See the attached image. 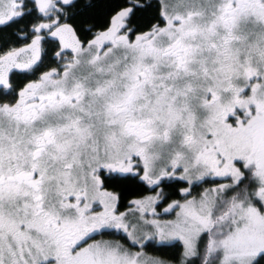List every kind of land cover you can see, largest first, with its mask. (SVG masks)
Wrapping results in <instances>:
<instances>
[{"label": "snow or ice", "instance_id": "obj_1", "mask_svg": "<svg viewBox=\"0 0 264 264\" xmlns=\"http://www.w3.org/2000/svg\"><path fill=\"white\" fill-rule=\"evenodd\" d=\"M77 7L0 0V264H264V0Z\"/></svg>", "mask_w": 264, "mask_h": 264}, {"label": "trees", "instance_id": "obj_2", "mask_svg": "<svg viewBox=\"0 0 264 264\" xmlns=\"http://www.w3.org/2000/svg\"><path fill=\"white\" fill-rule=\"evenodd\" d=\"M86 4H90L91 7L86 8ZM122 4L123 0H78V7L72 9V12L75 13V19H71L68 22L73 24L74 27H77L78 36H80L82 40L89 39L90 34L85 35L83 31L80 30L81 21L87 19L90 23L97 24L98 26L102 27L109 13H113L114 11L118 10L117 6ZM153 4H155V0H153ZM137 15L142 16L144 20H147L150 16L154 15V8L149 9L147 12L142 14L137 13ZM31 20H33V18H28L25 20V24L29 23ZM11 31H14V29H9V32ZM22 44L23 41H16L14 46H21ZM44 47L49 57V59L45 62L47 64L52 60V56L56 50V45L50 42L45 44ZM208 186L209 185H204V187ZM116 190L121 193V209L126 208L128 206V201L135 198L140 191L139 189H133L129 186H122ZM198 190L200 189H197V191ZM147 251L150 255L157 256L165 260H171L179 253V249L161 247L159 245L148 248Z\"/></svg>", "mask_w": 264, "mask_h": 264}, {"label": "rangeland", "instance_id": "obj_3", "mask_svg": "<svg viewBox=\"0 0 264 264\" xmlns=\"http://www.w3.org/2000/svg\"><path fill=\"white\" fill-rule=\"evenodd\" d=\"M126 208L121 209V211H124ZM150 255V254H149Z\"/></svg>", "mask_w": 264, "mask_h": 264}, {"label": "flooded vegetation", "instance_id": "obj_4", "mask_svg": "<svg viewBox=\"0 0 264 264\" xmlns=\"http://www.w3.org/2000/svg\"><path fill=\"white\" fill-rule=\"evenodd\" d=\"M22 46V45H21ZM52 58H53V56H52Z\"/></svg>", "mask_w": 264, "mask_h": 264}]
</instances>
